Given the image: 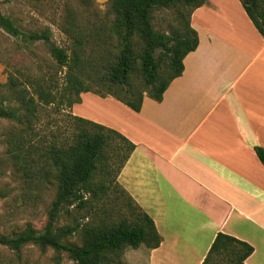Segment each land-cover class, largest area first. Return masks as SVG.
<instances>
[{"label": "trees", "instance_id": "16d2710c", "mask_svg": "<svg viewBox=\"0 0 264 264\" xmlns=\"http://www.w3.org/2000/svg\"><path fill=\"white\" fill-rule=\"evenodd\" d=\"M108 1L107 14L86 17L81 22L74 16L68 18L65 27L62 25L67 47L51 39L50 29L22 30L0 12L1 29L28 45L41 42L54 62L46 71L39 69L38 74L33 73L23 82L9 74L6 85L14 95V106L10 104L13 98L7 103L0 101V118L22 125L17 137L12 130L6 133L15 169L28 183L32 177L39 186L55 187L41 229L27 225L15 234L0 235V244L16 254L25 245L34 244L41 250L51 248L57 254L65 253L76 264H124L120 256L125 248L141 244L155 248L161 242L152 219L116 180L112 182L133 204L130 214L111 222H83L92 214L93 201L106 196L111 185L104 178L95 180L96 175L108 172L111 157L118 162V174L134 144L114 129L65 110L79 103L83 92L111 96L136 112L144 95L160 101L170 82L182 74L184 57L198 45L190 17L206 0ZM239 1L264 37V0ZM160 11L172 14L162 30L153 23L154 14ZM42 105L65 112L63 130L56 127L48 135L37 132L33 124L39 120L38 107ZM254 150L264 166V149L255 146ZM70 206L77 211L73 213ZM64 210L72 215L71 223L59 225ZM78 233L82 242H71L69 238ZM252 251L251 245L217 233L207 256L219 253L227 264H244Z\"/></svg>", "mask_w": 264, "mask_h": 264}, {"label": "crops", "instance_id": "0c3cea01", "mask_svg": "<svg viewBox=\"0 0 264 264\" xmlns=\"http://www.w3.org/2000/svg\"><path fill=\"white\" fill-rule=\"evenodd\" d=\"M190 25L198 45L160 101L144 95L136 112L83 92L73 114L134 144L117 180L161 242L133 248L131 264H227L207 256L217 233L253 247L244 264H264V37L239 0H206Z\"/></svg>", "mask_w": 264, "mask_h": 264}, {"label": "rangeland", "instance_id": "374dc122", "mask_svg": "<svg viewBox=\"0 0 264 264\" xmlns=\"http://www.w3.org/2000/svg\"><path fill=\"white\" fill-rule=\"evenodd\" d=\"M108 8V0H88L85 2L83 0H0V12L13 19L19 28L26 31L48 28L52 33L51 39L62 47H67L69 44L67 35L62 28V25L65 27L69 17L74 16L81 22L86 17L94 18V16L107 14ZM171 17L172 14L166 11L156 12L153 18L154 26L156 29L162 30ZM53 63L46 46L41 42L32 45L25 44L0 28V84H5L3 87L0 86V101L7 103L9 99L13 98L10 104L14 106V95L11 94L6 85L9 74L16 76L19 81L23 82L26 77L33 73L38 74L39 69L46 71L49 64L53 65ZM28 89L31 90L30 86ZM95 105L96 102L87 100L82 105V110L90 113L91 108L93 109ZM38 111L39 120L33 126L42 135H48L49 130H54L56 127L63 130L64 113L68 111L73 113L72 108L66 109L65 112H58L53 106L48 105L39 106ZM21 127L20 123L0 118V235L15 234L27 225H31L37 230L41 229L47 220V211L55 196L54 186L45 184L39 186L37 180L32 177L28 183L15 169L13 159L8 152L6 133L8 130H12L17 137L20 135L19 129ZM106 169L108 172L104 174L98 172L95 180L104 178L107 185H110L111 182L107 195L93 201L92 214L83 222L88 219L94 224L103 221H115L128 216L133 209L132 202L121 191L120 186H115V183L112 182V180L118 182L117 178L120 173L117 174L118 162L111 157ZM69 210L73 213L77 211L72 206L69 207ZM71 216L67 215L64 210L58 224H70ZM69 240L80 244L82 237L78 233L72 235ZM132 250L133 248L127 247L121 253L120 260L124 264H131L128 259L132 256L129 254ZM0 264L76 263L65 253L57 254L51 248L41 250L34 244H27L19 254H16L0 244Z\"/></svg>", "mask_w": 264, "mask_h": 264}]
</instances>
